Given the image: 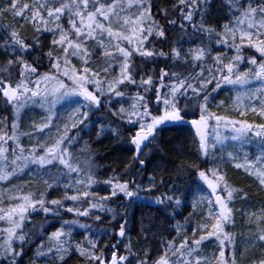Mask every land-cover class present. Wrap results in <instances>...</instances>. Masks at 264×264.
I'll use <instances>...</instances> for the list:
<instances>
[{
  "label": "snow or ice",
  "instance_id": "snow-or-ice-1",
  "mask_svg": "<svg viewBox=\"0 0 264 264\" xmlns=\"http://www.w3.org/2000/svg\"><path fill=\"white\" fill-rule=\"evenodd\" d=\"M0 264H264V0H0Z\"/></svg>",
  "mask_w": 264,
  "mask_h": 264
},
{
  "label": "trees",
  "instance_id": "trees-1",
  "mask_svg": "<svg viewBox=\"0 0 264 264\" xmlns=\"http://www.w3.org/2000/svg\"><path fill=\"white\" fill-rule=\"evenodd\" d=\"M161 66H163V65L161 64ZM231 95H232V93H230L227 89H225V91L222 92L219 96H217V99L212 102V110L213 111H218L219 114H227L233 119H240V117L238 115H236L235 113H232V112L226 113L223 110L216 109V107H215V105L220 100H225L226 98L230 97ZM228 102L230 103V101H228ZM59 111L61 112V114H63V112H64L63 109L62 110L59 109ZM30 117H36V115L32 114V111H28L26 114H24L25 127L22 128V131H29L30 130L27 127V125L31 123V120L29 119ZM177 135L181 136V138L187 137L188 140H189V143L191 142V135H190L189 129L187 127H185V129L182 132H180V133H177L176 131H169V132H165L164 133L165 139H172V138L176 137ZM85 140H88L87 136H85ZM104 144H105V147H103V148L99 147L98 145H94V147H97L102 155H107L109 152H111L112 153V157H115L116 155L120 154L119 153V149H116L115 151H112V149L114 148V145L109 144L108 141H105ZM239 151H241V149H240V145H239L238 142L235 143V142L229 141L228 143H226L225 152H239ZM243 151H247V152L256 151V146L255 145H251L249 147H245L243 149ZM97 164L104 165V166H109L110 165L111 167H116V164L114 163V161H113V159L111 157L108 158V159H104V160H98ZM101 171H103V168H101ZM227 171H228L229 177H231L232 181L243 182L244 184H247V185L251 186V181L244 179V177L240 173H238L236 170H234L231 167H229L227 169ZM111 174H112L111 172H108L106 175L99 176L98 178L103 180V179L107 178V176H110ZM236 186H240V184L237 183ZM251 190L254 193H256V189L254 187H252ZM101 194H104V193L101 192ZM48 198L49 199L55 198V194L50 195ZM259 198H260V196L257 193V199H259ZM192 200H193V196L190 195L187 202L190 204L192 202ZM110 206L111 207H115V205H110ZM236 207H240V205L237 204ZM178 211L182 212L183 215L182 216H177L176 220L180 221V223L183 224L184 223L183 217L187 216L188 215V211H191V209L189 208L188 211H184L183 209H180ZM153 212H155V210H153ZM137 216H139V212H137ZM70 218H71L70 216H66L65 217V219H70ZM34 219H36L37 222H40V221L43 220V217L42 216H38V217H34ZM160 220H161L162 223L164 222L163 216L160 217ZM52 223L55 224L56 227H59V222L52 221ZM172 224H175V221H173ZM164 226L168 227V228H171V225L165 224ZM130 227H131V225H130ZM52 230H54V229H49V231H52ZM129 235L131 236L132 242H133L134 245H136V249L138 250L139 249V244H138V237H137L136 231H131L129 233ZM172 235H175V233L173 232ZM164 237L165 238H169L168 232H164ZM213 247H214V245H208V247L205 249V251L210 254L212 249H213Z\"/></svg>",
  "mask_w": 264,
  "mask_h": 264
},
{
  "label": "rangeland",
  "instance_id": "rangeland-1",
  "mask_svg": "<svg viewBox=\"0 0 264 264\" xmlns=\"http://www.w3.org/2000/svg\"><path fill=\"white\" fill-rule=\"evenodd\" d=\"M65 107H67V106H65ZM59 109L62 110V109L59 108V106H58V111H59ZM63 111H64V109H63ZM32 114H34V115L37 116V113H36V112H32ZM221 132H222V134H224V135H227V134H228V132H227L226 130H224V129H221ZM229 141H230V140H229ZM235 143H236V142H235ZM14 183L22 184L23 181H15Z\"/></svg>",
  "mask_w": 264,
  "mask_h": 264
}]
</instances>
